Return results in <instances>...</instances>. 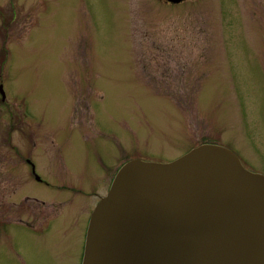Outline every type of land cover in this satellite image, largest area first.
<instances>
[{
  "label": "rangeland",
  "instance_id": "obj_1",
  "mask_svg": "<svg viewBox=\"0 0 264 264\" xmlns=\"http://www.w3.org/2000/svg\"><path fill=\"white\" fill-rule=\"evenodd\" d=\"M0 86V264H79L77 220L96 200L68 189L105 197L112 164L111 144L72 136L90 124L78 97L118 157L171 160L209 140L264 174V0H0ZM35 157L53 188L31 181Z\"/></svg>",
  "mask_w": 264,
  "mask_h": 264
},
{
  "label": "water",
  "instance_id": "obj_2",
  "mask_svg": "<svg viewBox=\"0 0 264 264\" xmlns=\"http://www.w3.org/2000/svg\"><path fill=\"white\" fill-rule=\"evenodd\" d=\"M110 185L81 264H264V175L231 150L203 144L169 163L132 160Z\"/></svg>",
  "mask_w": 264,
  "mask_h": 264
},
{
  "label": "flooded vegetation",
  "instance_id": "obj_3",
  "mask_svg": "<svg viewBox=\"0 0 264 264\" xmlns=\"http://www.w3.org/2000/svg\"><path fill=\"white\" fill-rule=\"evenodd\" d=\"M163 1H165V0H163ZM100 99H101V97H100ZM100 99H96V100H98V101H96V103H99L101 101ZM71 100H73V98H71ZM74 102H75L76 105L79 106V108L77 109L78 113L81 111V113H84V116L85 115L88 116V118L90 120L89 121L90 124L87 125V127H86V125L83 123V120H81L80 123H78V125H76V126H73L72 124H70V127L74 129V134L72 136H76L77 138H80L82 140H84L88 136L91 137V138L95 137V138H99V139L105 140L104 142H106L108 144H111L110 149L106 148V149H104V151L106 152V154L108 153L107 155L110 156V163L112 165L110 166V168H108V166H105V163L101 162L102 169H103L102 178H107L108 179L107 189H106L105 194L109 191V188L111 186L110 184L112 183L116 173L121 168V166H123L125 163H127L129 161H132V160H138V161L141 160V161H144V162H151V163H169L170 161L173 162L174 160H177L178 158L182 157L183 155L188 153L190 150H192V148H191L186 153H183V154H181V155H179L176 158L171 159V160L170 159H164V160H160L159 161L158 159H147L146 152H143L142 150H135L134 153L132 154V158H130V159L127 156H124V153H122V155H120L118 157V154L116 153L117 147L120 146V147H118V150L121 151L122 150L121 149L122 143L118 140V137L115 136L116 133H112V131L104 130L105 128H103L102 125L99 123L100 120H98L99 118H97V112H95L96 110L94 109L93 105H91L88 102V100L86 98L78 97L76 99V101L74 99ZM72 106H73V104L71 103L70 104V108H69V112L67 114V121L68 122H69V118L68 117L70 115ZM80 115L81 114H79V116ZM119 143H121V144H119ZM203 144L219 145L216 142H210L208 140V141H205V142H203V143H201V144H199V145H197L195 147H198V146L203 145ZM33 146H36V144H34ZM51 146L52 147H56V148L58 147L55 144H53V141H51ZM219 146H222V145H219ZM195 147H193V148H195ZM223 147L227 148V149L231 150L233 153H235L237 158H239L241 164L243 165L240 157L238 156V154L233 149L229 148V146H226V145H223L222 148ZM60 148L63 149L64 147L61 146ZM118 158H121L120 159L121 163H119L120 164L119 166L115 167L114 165L116 163L118 164V162H117ZM24 161H26V164L28 165L27 168H29L30 176H31L30 179H31L32 182H35V183H37L39 185H42V186H45V187L53 188V186L47 180L43 179L41 177V175L39 174V171H38V168H37L38 164L36 162V161H38V157H35V160H24ZM243 167H244V165H243ZM247 170H249V169H247ZM249 171H251V170H249ZM259 174H262V173H259ZM262 175H264V174H262ZM68 190H69V193L80 194L85 199H89L90 200L92 198V199L96 200V202L94 203V206L99 204V201L103 197L102 196L103 194L101 193L100 188H97L96 186L95 187H90L88 189V191H85L82 188H79V189H74V188L70 189L69 188ZM29 201L33 203V206L31 207L33 211H35L34 206H36V205L43 206L44 205L43 201H39L38 199H36V197H32V196L24 197V202L25 203H27ZM15 205H16V203H13V206H15ZM58 205H59V208H60V204H58ZM72 207L75 208L77 206L76 205H72ZM59 208H57V209H59ZM68 211L71 212L70 210H68ZM92 211H93V209H91L90 211L88 210L87 218L84 219V220H83V218H81L84 215V211H83V213L81 214L80 217H78L79 219L77 220L78 229H79V226L83 225V228H81L82 229V238H81L82 239V249H80L81 250V256H80L79 264H81V261H82L81 259H82V256H83L85 236H86V231H87L86 228L88 226L89 217H90ZM15 214H17V213H15ZM51 219L52 218H47V220L45 219L44 220L45 222L42 223V224L50 222ZM5 224H7V223H5ZM9 224H10L9 225L10 227L11 226H22V227H26L28 229L29 228H31V229L35 228V226H33L32 222L25 221L23 219H18L15 222L14 221H10Z\"/></svg>",
  "mask_w": 264,
  "mask_h": 264
}]
</instances>
